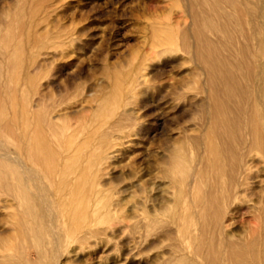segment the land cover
Here are the masks:
<instances>
[{"label":"bare ground","instance_id":"6f19581e","mask_svg":"<svg viewBox=\"0 0 264 264\" xmlns=\"http://www.w3.org/2000/svg\"><path fill=\"white\" fill-rule=\"evenodd\" d=\"M183 2L191 21L177 32L164 29L153 55L178 52L180 63H188L192 79L174 87L168 107L198 104L201 115L192 123L197 134L190 135L183 158L168 149L107 187L99 179L124 153L126 107L137 105L139 130L146 96L156 94L143 72L151 55L113 90L112 126L105 130L102 106L95 140L76 164L73 133L55 125L61 108L42 95L55 86L48 69L39 66L59 56V43L37 34L45 0L16 1L23 9L19 17L0 18V264H61L70 244H82L105 217L112 223L105 229L116 223L131 242L127 253L160 257L156 264H264V0L218 1L211 11L201 2ZM197 5L218 30L213 36L194 16ZM228 14L250 26L255 59H246L241 47V57L231 52L234 60L222 51ZM21 87L25 96L19 102ZM83 93L79 104L91 109V93ZM246 201L258 224L249 237L235 238V217Z\"/></svg>","mask_w":264,"mask_h":264},{"label":"rangeland","instance_id":"374dc122","mask_svg":"<svg viewBox=\"0 0 264 264\" xmlns=\"http://www.w3.org/2000/svg\"><path fill=\"white\" fill-rule=\"evenodd\" d=\"M16 1L22 2L0 0V18L19 17L23 9L17 7ZM194 1L201 2L206 10L211 11L216 9L218 1L229 0ZM195 9L194 16L201 20L207 32L211 36L213 32H218L209 25V19L204 18L200 5ZM227 18L226 44L222 46V51L234 60L235 56L241 57V47L246 59H255L252 53L254 46L249 38L250 26L239 22L233 14H228ZM191 19L183 0H45L37 34L44 40L48 37L55 39L59 43V56L54 63L46 60L39 66L42 70L48 69L54 77L55 86L44 88L42 95L45 102L50 98L56 99L61 108L55 125L66 134L73 133L70 144L78 149L76 164H81L84 148H89L95 140L93 137L99 129L96 118L103 110L102 106H105V130H110L112 125L109 127L108 124L114 116H110L108 111L113 90L117 91L118 84L122 85L132 77L140 61L151 55L144 64L143 72L149 78L150 87L155 84L156 94L146 96L142 128L139 130L137 105L131 103L126 107L128 114L122 122L128 125L129 135L125 139L124 153L115 158L113 166L104 171L99 179L104 187L118 185V180L134 165L146 166L155 162L166 156L168 149L176 150L182 158L186 156L190 135L197 132L196 124L192 123L199 120L201 109L194 104L172 111L168 105L173 90L185 86L192 76L187 73L188 63H180L178 52L154 56L153 42L164 29L177 32ZM210 19L212 23L214 18ZM241 70L245 72V68ZM116 83L118 86L114 87ZM244 83H249L248 77L244 76ZM82 93H91V109L87 104H79ZM17 94L19 102H22L24 88L21 87ZM8 95L5 91L2 107L6 105ZM154 198L160 202V192L156 191ZM248 205L249 201L243 203L242 212L235 217V238L249 237L258 224L255 208ZM108 225L112 223L109 224L105 217L98 223L99 229L82 244L72 242L64 251L61 264H156L161 260L160 257L146 258L145 252L141 256L127 253L131 242L122 237V230L116 223L112 228L105 229Z\"/></svg>","mask_w":264,"mask_h":264}]
</instances>
